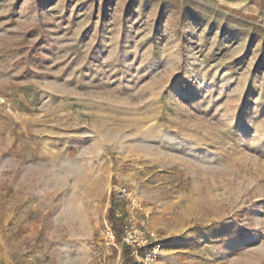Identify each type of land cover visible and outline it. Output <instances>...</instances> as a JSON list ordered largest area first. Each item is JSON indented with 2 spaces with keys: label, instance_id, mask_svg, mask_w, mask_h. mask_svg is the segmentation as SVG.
Instances as JSON below:
<instances>
[{
  "label": "rangeland",
  "instance_id": "obj_1",
  "mask_svg": "<svg viewBox=\"0 0 264 264\" xmlns=\"http://www.w3.org/2000/svg\"><path fill=\"white\" fill-rule=\"evenodd\" d=\"M0 264H264V20L0 0Z\"/></svg>",
  "mask_w": 264,
  "mask_h": 264
},
{
  "label": "crops",
  "instance_id": "obj_2",
  "mask_svg": "<svg viewBox=\"0 0 264 264\" xmlns=\"http://www.w3.org/2000/svg\"><path fill=\"white\" fill-rule=\"evenodd\" d=\"M215 3L225 11H237L243 16L264 20V0H202Z\"/></svg>",
  "mask_w": 264,
  "mask_h": 264
},
{
  "label": "trees",
  "instance_id": "obj_3",
  "mask_svg": "<svg viewBox=\"0 0 264 264\" xmlns=\"http://www.w3.org/2000/svg\"><path fill=\"white\" fill-rule=\"evenodd\" d=\"M110 222H111L112 230L115 233L117 240L120 241L122 239V231L124 229V224L122 223L121 220L117 219L114 214L110 218Z\"/></svg>",
  "mask_w": 264,
  "mask_h": 264
},
{
  "label": "built area",
  "instance_id": "obj_4",
  "mask_svg": "<svg viewBox=\"0 0 264 264\" xmlns=\"http://www.w3.org/2000/svg\"><path fill=\"white\" fill-rule=\"evenodd\" d=\"M110 237L112 238V240H115V239H116V235H115V233H114V232H111V233H110Z\"/></svg>",
  "mask_w": 264,
  "mask_h": 264
}]
</instances>
